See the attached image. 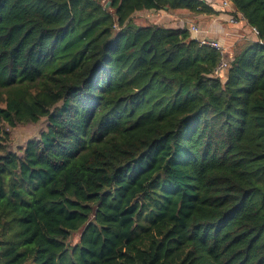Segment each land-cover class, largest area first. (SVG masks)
Returning a JSON list of instances; mask_svg holds the SVG:
<instances>
[{
  "label": "trees",
  "instance_id": "1",
  "mask_svg": "<svg viewBox=\"0 0 264 264\" xmlns=\"http://www.w3.org/2000/svg\"><path fill=\"white\" fill-rule=\"evenodd\" d=\"M228 1L257 33L216 75L133 20L200 0H0V264H264V0Z\"/></svg>",
  "mask_w": 264,
  "mask_h": 264
},
{
  "label": "crops",
  "instance_id": "2",
  "mask_svg": "<svg viewBox=\"0 0 264 264\" xmlns=\"http://www.w3.org/2000/svg\"><path fill=\"white\" fill-rule=\"evenodd\" d=\"M208 11L207 13H190L186 10H176L169 12L159 10L151 13L145 10L137 11L136 14L144 15L152 23L168 28H188L194 25L197 28L196 33L191 36L196 39H208L218 41L224 48L223 58L230 61L233 57L235 46L242 40H254L255 34L246 24V21L233 16L234 9L230 4L224 7L222 0H200ZM233 18L234 21L230 19ZM146 24V23H145ZM223 75V74H221Z\"/></svg>",
  "mask_w": 264,
  "mask_h": 264
},
{
  "label": "rangeland",
  "instance_id": "3",
  "mask_svg": "<svg viewBox=\"0 0 264 264\" xmlns=\"http://www.w3.org/2000/svg\"><path fill=\"white\" fill-rule=\"evenodd\" d=\"M133 20L136 24L152 23L150 22L152 21L151 19L150 21H148L146 16H140V14L137 15L136 13L133 16ZM46 127L47 120L45 118H41L36 123H17L14 127H8V149L11 151H15L18 154H21V149L24 147L26 142L29 140L37 139L40 134L46 130ZM78 236V233L73 234L69 240L74 243L78 240Z\"/></svg>",
  "mask_w": 264,
  "mask_h": 264
},
{
  "label": "built area",
  "instance_id": "4",
  "mask_svg": "<svg viewBox=\"0 0 264 264\" xmlns=\"http://www.w3.org/2000/svg\"><path fill=\"white\" fill-rule=\"evenodd\" d=\"M222 4H223L224 7H229L231 3H230V1H228V0H222ZM230 20H231V21H234L233 18H231ZM251 30H252V32H253L254 34L257 33V31H256L255 28H252V27H251ZM190 32H192V33H196V32H197V28H196L194 25H192V26L190 27ZM198 41H199L201 44L209 45V46L213 47L214 49H216L217 51H219V53L222 55V58H221V60L219 61L218 65L216 66V68H215V70H214V74H216V75H221V74H223V73L227 70V68H228V66H229V62L226 61V60L223 58V52H224V48H223V46H222L218 41H216V40L200 39V40H198Z\"/></svg>",
  "mask_w": 264,
  "mask_h": 264
},
{
  "label": "water",
  "instance_id": "5",
  "mask_svg": "<svg viewBox=\"0 0 264 264\" xmlns=\"http://www.w3.org/2000/svg\"><path fill=\"white\" fill-rule=\"evenodd\" d=\"M109 2L106 3V5L108 6ZM166 9V8H165Z\"/></svg>",
  "mask_w": 264,
  "mask_h": 264
}]
</instances>
